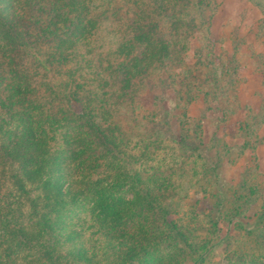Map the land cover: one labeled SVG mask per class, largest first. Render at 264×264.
Listing matches in <instances>:
<instances>
[{
  "label": "trees",
  "instance_id": "trees-1",
  "mask_svg": "<svg viewBox=\"0 0 264 264\" xmlns=\"http://www.w3.org/2000/svg\"><path fill=\"white\" fill-rule=\"evenodd\" d=\"M212 2L0 0V264H170L158 250L164 239L173 243L161 248L198 264L219 244L213 229L203 240L179 229L168 186L128 158L142 136L123 130L139 123L129 115L158 54L167 67L184 47L174 33L185 38ZM104 31L117 36L106 50ZM109 168L112 181L94 180ZM91 202L94 222L78 231L76 211ZM87 232L99 238L95 255Z\"/></svg>",
  "mask_w": 264,
  "mask_h": 264
},
{
  "label": "rangeland",
  "instance_id": "rangeland-1",
  "mask_svg": "<svg viewBox=\"0 0 264 264\" xmlns=\"http://www.w3.org/2000/svg\"><path fill=\"white\" fill-rule=\"evenodd\" d=\"M205 12L185 38L174 33L184 42L182 51L165 68L170 57L158 54L142 80L143 98L129 115L139 123L127 121L123 129L142 138L130 140L127 155L145 178L168 186L164 202L181 231L199 240L214 238L212 229L221 235L198 264H264V0H213ZM100 35L105 50L117 40L108 31ZM167 74L175 83L162 85ZM149 120L161 125L159 132ZM143 142L151 143L149 151ZM111 169L94 180L110 181ZM132 200L128 194L126 201ZM92 206L76 211L78 231L93 224ZM33 222L35 228L40 223ZM83 238L94 255L101 251L98 236L87 232ZM172 243H159L166 262L193 264L183 251L163 249Z\"/></svg>",
  "mask_w": 264,
  "mask_h": 264
}]
</instances>
